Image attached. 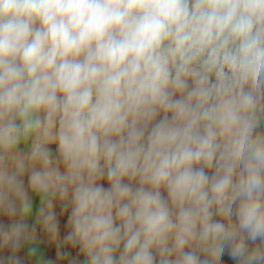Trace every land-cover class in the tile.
Masks as SVG:
<instances>
[{"label": "clouds", "instance_id": "1", "mask_svg": "<svg viewBox=\"0 0 264 264\" xmlns=\"http://www.w3.org/2000/svg\"><path fill=\"white\" fill-rule=\"evenodd\" d=\"M25 259L264 264V0H0V264Z\"/></svg>", "mask_w": 264, "mask_h": 264}, {"label": "crops", "instance_id": "2", "mask_svg": "<svg viewBox=\"0 0 264 264\" xmlns=\"http://www.w3.org/2000/svg\"><path fill=\"white\" fill-rule=\"evenodd\" d=\"M38 239L40 241V253L46 254V255L51 254L50 248H51V251L54 252L55 241L50 240L46 234H44L43 232H40L39 230H38ZM21 255L23 256L24 253L22 252ZM76 257H77V254L73 252L72 258H76ZM24 264H31V262L25 259ZM56 264H67V260L57 259Z\"/></svg>", "mask_w": 264, "mask_h": 264}]
</instances>
